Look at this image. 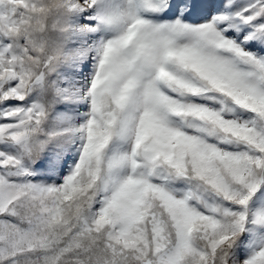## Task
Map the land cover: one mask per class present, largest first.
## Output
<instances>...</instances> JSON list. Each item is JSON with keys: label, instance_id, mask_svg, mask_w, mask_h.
<instances>
[{"label": "snow or ice", "instance_id": "snow-or-ice-1", "mask_svg": "<svg viewBox=\"0 0 264 264\" xmlns=\"http://www.w3.org/2000/svg\"><path fill=\"white\" fill-rule=\"evenodd\" d=\"M0 264H264V0H0Z\"/></svg>", "mask_w": 264, "mask_h": 264}]
</instances>
